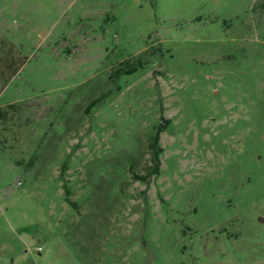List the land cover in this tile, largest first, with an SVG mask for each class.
Instances as JSON below:
<instances>
[{
	"label": "rangeland",
	"instance_id": "374dc122",
	"mask_svg": "<svg viewBox=\"0 0 264 264\" xmlns=\"http://www.w3.org/2000/svg\"><path fill=\"white\" fill-rule=\"evenodd\" d=\"M0 109V264H264V0H0Z\"/></svg>",
	"mask_w": 264,
	"mask_h": 264
},
{
	"label": "trees",
	"instance_id": "16d2710c",
	"mask_svg": "<svg viewBox=\"0 0 264 264\" xmlns=\"http://www.w3.org/2000/svg\"><path fill=\"white\" fill-rule=\"evenodd\" d=\"M144 62L142 59L136 60L133 64L130 62H125L123 66L120 68L116 69L113 74L110 76V79H114V77H117L121 74H130L135 72L138 68H141L143 66ZM98 100H94L91 102V105L95 106L97 104ZM13 106H9L8 108L11 109ZM7 115V111L4 109H0V121L3 120V118ZM161 123L156 127L155 132L153 136L150 139L149 142V151L151 154V159L154 165H152V172L155 173L158 170V165H159V155L162 152L160 146H159V135L160 133L165 129V125L168 123L167 120H165L162 116H160ZM65 166H62V171ZM140 180H143L144 177H140ZM63 191L65 195V201L69 204H73L72 202L69 201L68 196L69 192L65 186H63Z\"/></svg>",
	"mask_w": 264,
	"mask_h": 264
}]
</instances>
